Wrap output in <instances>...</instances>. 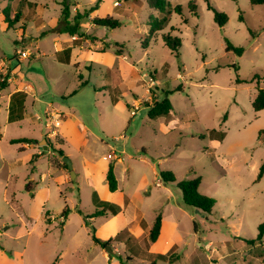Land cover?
Instances as JSON below:
<instances>
[{"label": "rangeland", "instance_id": "rangeland-1", "mask_svg": "<svg viewBox=\"0 0 264 264\" xmlns=\"http://www.w3.org/2000/svg\"><path fill=\"white\" fill-rule=\"evenodd\" d=\"M31 1L44 6L40 7L44 19L41 28L37 17L29 15V8L19 0H0V60L15 61L16 66V50L24 42V49H20L30 56L20 62V70L14 76L34 88L41 100L34 107L36 113L43 114L49 105L64 106L81 121V128H91L103 141L117 146L132 143L145 147L146 153L134 154L131 163L134 173L143 180L142 188L137 190L152 192V198L164 188L157 186L162 182L160 171H171L178 181L201 177L200 192L217 201L211 213H194L195 209L185 205L176 185H165L171 193L170 202H164L165 214L180 220L175 235L178 248L170 255L178 258L158 264H264V237L255 244L243 239H255L258 226L264 221V176L255 181L264 162V143L258 138V132L264 129V110L255 111L252 106L259 89H264V5H252L250 0H210L228 16V22L221 27L214 21V12L206 0H196V15L186 10L189 24H184L182 15L172 8L176 5L186 8L192 0H167L170 7L166 12L152 10L148 0H139L143 10L140 6L142 14L139 11L138 18L144 22L149 20L150 10L159 19L169 16L165 28L151 41L146 34H138L136 40L130 36L133 27H145L143 21L123 22L116 29L95 28L97 34L105 31L109 37L124 33L130 36L123 45L102 44L126 55V60L115 56V66H123L128 59L136 63V81L99 92L87 88L77 97L63 99L61 91L65 88L73 91L79 73L73 64L57 61L54 52L56 31L64 26L63 0ZM4 9L12 23L10 28L4 21ZM20 12L22 20L17 15ZM23 25L27 26L28 34L22 40ZM41 31L48 32L41 34ZM167 34L182 39L180 58L166 46L163 35ZM97 39L101 38L92 37L94 45ZM226 39L236 47H244V53L239 56L227 51ZM148 41L150 47L146 50ZM37 48L41 52L38 59ZM111 61L106 58L105 65L94 63L95 71L106 68ZM234 66H238L237 72ZM237 74L245 82L237 83ZM0 75L7 77L8 83L13 76L9 69H1ZM178 86L182 90L173 91ZM10 90L2 91V102ZM165 91H173L169 94L173 110L167 117L152 120L146 104L162 99ZM7 117L8 113L1 110L0 128L4 129ZM30 123L6 124L0 143V246L5 249V253L0 251V264H99L101 257L94 250L91 227L83 228L77 213L71 216L64 235L60 226L54 222L49 226L45 221L47 212L61 213L64 205L56 188L51 185L48 190L47 183L40 181L42 174L49 170L53 173L55 169L48 166L45 157L34 168L28 152L7 141L24 134L35 135L40 125ZM122 129L127 138L115 140ZM213 129L226 134L221 145L210 140L209 131ZM109 132L113 134L108 135ZM98 148L101 154L106 152L103 147ZM141 155L147 161H140ZM152 157L161 159L157 176L148 162L153 161ZM32 179L37 180L38 186L28 190L26 185ZM68 196L70 205L76 203L84 211L94 209L88 186H82L80 195L76 189L69 190ZM169 207L171 210H167ZM186 211L195 217V222L190 221ZM159 213L162 215L163 209ZM150 216L151 213L147 214ZM82 218L85 220V216ZM196 237L203 239L202 248L198 247ZM147 245V240L141 242L143 248ZM120 254L125 257L123 249Z\"/></svg>", "mask_w": 264, "mask_h": 264}, {"label": "crops", "instance_id": "crops-1", "mask_svg": "<svg viewBox=\"0 0 264 264\" xmlns=\"http://www.w3.org/2000/svg\"><path fill=\"white\" fill-rule=\"evenodd\" d=\"M19 1L21 2L22 0ZM24 1L25 2L23 3V5L29 8V15L34 14L37 17L36 20L40 21L38 25L39 28H41V26L44 24V19L42 8L40 7H42L43 5L31 0ZM63 1H67L66 3L70 6V20H72L77 13L83 14L85 11H87V13L81 21V29L79 34L71 35L68 32H61L60 30L64 26L59 31H56L57 36L54 43L56 46V49L54 51L56 54V60L66 65L73 64L75 66L76 72H79L77 75L76 88L73 89V91H67V88H65L60 93L61 98L65 99L66 97L74 95V97H77L82 91L86 90L87 88H94L96 92H99L97 90L104 89L106 91L113 85L126 86L129 82L134 83V81H136L138 73V66L136 65V63L131 59H128L127 63L123 66H115V56L122 55L120 53L117 54L118 52L116 53L117 50L115 48L113 50H110V47L107 48L108 50H110V53H108L106 51L107 49L103 47L104 45L102 43L108 42L110 46L113 47L114 45L112 42H121V45H123L124 43H127L126 40H129L130 36H134L135 40L136 38H138V34H146L148 36L149 21L151 18H153V16H156L154 15L155 13L150 10L148 15L149 20H146L145 22L142 19L138 18V14H142L143 10V5L138 4L139 0ZM147 2L149 5V0ZM140 6L142 7L141 11ZM150 9L153 10V8L151 7ZM74 10L76 11L75 13H73ZM96 17H114L121 22V25L123 24V22L136 23L138 21H143L144 24L146 23V25L145 27L140 29L133 27V31L130 36L124 33L120 37H109V35L106 34L105 31H103V33L101 34L96 33L95 28L97 26L93 24V19ZM157 17L159 16H156L155 18ZM4 18V21L6 22L5 15ZM7 28H9L8 24ZM22 30L23 40V37L27 36L28 34L27 26L23 25ZM47 32L48 31H41L40 33L47 34ZM96 35L101 39L103 38V40L97 39L98 43L97 45H94L92 37H95ZM150 41L149 43H146V47L144 46L146 50H148L150 47ZM135 42L138 43V41ZM23 44L24 42L18 44L17 50H23ZM20 47H22L23 49H20ZM111 51H113V54H111ZM40 54V48H37L36 59L40 58ZM15 55H17V53ZM122 57L125 60L127 59L126 55ZM106 58H111L112 61L110 62V65L103 69H100L99 67V72H96L94 69V63H96L97 65H105ZM16 61L18 62V64L14 66L15 61L9 60L8 62H5L2 59L0 60V70L9 69L10 74L13 75L11 78H9L7 87L11 88L10 92L7 95L3 96V102L0 99L2 103L0 105V117L1 110L4 109L6 113H8L6 124L32 122L30 124L40 125V128H38L35 135L24 134L11 137L7 141L10 143L11 140L20 138H29L34 140L33 142H22L15 144H19V149H22L23 152H28V158L30 160V163L33 164L34 168V164L45 157L46 161L48 162V166H51L55 169V172L53 173L49 170L48 173H44L40 176V181L47 183L46 187L48 190L51 188L50 186L53 185L59 192V194L63 197L64 205L62 206L61 213L56 212L55 215H52L50 212H47L45 221L48 223V225L52 226L54 222L56 226H60L61 234L64 235L69 227L71 216L74 215V213H77L81 219V226L83 228H88L85 220L82 218V215L78 212V210H82L84 214L86 213L87 215H91L97 208H103V202H108L115 206V208L118 209L121 215H119V213H113L109 209L106 211L105 215L89 218L92 226L95 229L96 237L105 241L115 237L121 229H125L129 233V235L133 237L134 241L129 246L125 245V243L123 242H114L111 246L113 247V253H109L105 248H102L93 241L94 250L98 252V256L101 257L99 264H123L116 255L118 254L124 257L120 254V249L124 250L125 257L130 256L132 258L133 263L140 262L141 264H150L151 259L158 254L170 256L172 253L176 252L178 243L175 240V235L178 228L180 227V220L174 217V215L172 214L167 216L165 214L164 208V202H170L171 194L169 188H167L165 185H170L171 183L159 181V185L157 186H163L164 188L163 190H161V192H159L157 196H155V198H152V192H147L146 190H137L138 187L142 186L143 180H141V176L134 173L131 161L134 159V154L140 155L141 152L146 153V148L134 145L132 143H122L121 145L117 146L115 144H110L103 141L98 135L93 132L91 128H81V121L77 119L73 112L70 111V108L67 109L64 106L53 107L52 105H49V107H47L45 110H53L55 112H59L63 115L64 119L58 135L59 140H61L62 143H59V140L57 139L58 137L54 140L48 139L46 136V128L41 122H38V116L42 114L36 113V109L34 108L36 102L40 103L41 100L38 99L37 95L35 94L34 88L30 84L23 83L21 78L14 76L15 73L20 70V62L23 60L19 59L18 56V59H16ZM82 83H86V85L82 86ZM6 89L2 90L3 93ZM19 92L24 94V112L22 118L17 121L10 122V101L12 96L15 93ZM139 100L140 99H136V102ZM35 117L37 119H35ZM33 122L35 124H33ZM1 124L2 122L0 119V125ZM6 124L4 125V129L0 128V143L1 140L5 137L4 131L6 129L5 127H7ZM123 130L124 129H122L119 136L115 137V140H125L127 138V135ZM112 134L113 133L111 132L108 133V135ZM225 137L222 142H220L209 136L214 145H221L225 140ZM71 142L72 146L70 147L69 145ZM42 143L47 144V149L44 148L45 144L44 146L41 145ZM99 146L103 147V151L106 152L101 154V152H99ZM57 149L63 150L66 156H69V158L71 159L73 164V171L75 172L74 179H72L71 177V170L69 168H65L62 165L63 157L59 156L56 151ZM113 153H116L117 157L108 159V156ZM139 157L141 158L140 161H147V159H144L142 155ZM31 158H33V161L31 160ZM51 158H55L58 161L56 160L55 162H53ZM152 158L153 161L148 162L152 165L153 171L157 176V167L159 166V161L161 159L158 157ZM111 164H113L114 173L118 183L117 190L115 191H111L109 189V185L107 182V173ZM29 183H32L33 187L38 186V182L36 179H32ZM82 186H88V189H90L91 200L94 209H88L84 211L76 203H73V205L69 204V190L73 192L74 189H76L78 194L80 195ZM65 209L68 210L66 216L63 215V211ZM160 209H163L161 231L157 241L152 243L149 241V232L153 227ZM167 210H171V208L169 207L167 208ZM186 212L189 215L190 221L195 222V217L190 215L188 211ZM150 213L151 216L148 218L147 214ZM194 213H202V211H195ZM194 231L196 234H198V230ZM195 239L197 240L198 247L202 248L203 239H201V237H196ZM144 240H147L148 242V246L146 248H143L141 246V242ZM141 249H145V253H142ZM0 251L1 253H5V249L1 248V246ZM177 258L178 256L175 257V260ZM161 261L164 260H158L157 264Z\"/></svg>", "mask_w": 264, "mask_h": 264}, {"label": "trees", "instance_id": "trees-1", "mask_svg": "<svg viewBox=\"0 0 264 264\" xmlns=\"http://www.w3.org/2000/svg\"><path fill=\"white\" fill-rule=\"evenodd\" d=\"M25 1L22 0L20 3L23 4ZM208 3V7L210 10L214 12V21L221 27H223L227 22H228V16L226 13L219 11L216 9L210 0H206ZM252 5H264V0H250ZM61 5L63 6L62 8V17L64 21V27L60 30L61 32H68L71 35L74 34H79L80 32V24L82 19L86 16L87 11H85L83 14L77 13L75 17L70 20V11L69 8L70 6L66 2H62ZM149 5L151 8L160 11V12H166L167 9H169V3L167 0H149ZM176 13L182 15L183 23L184 24H189L190 19L188 15L186 14V10L190 14L196 15L197 14V1L192 0L189 2L188 6L185 8L182 5H176L175 7L172 8ZM169 11V10H168ZM5 17H6V22L8 23V27H12V23L9 20L8 13L6 12V9L3 11ZM171 13V10L169 11ZM18 17L21 16V12L17 14ZM15 21H19V19H16ZM169 21V16H164L161 19L159 18H151L149 21V32H148V37L150 40L155 36V34H158L159 31L163 30L165 26L167 25ZM93 24L97 27H103V28H108V29H116L119 28L121 25V22L114 18V17H96L93 19ZM164 42L166 46L175 54L177 58L181 57V52L180 48L182 47V39L179 36H172L171 34L163 35ZM149 42V41H148ZM147 42V43H148ZM226 50L227 51H234L237 55L241 56L245 48L244 47H236L234 46L228 39H226ZM146 44V42H145ZM117 53V51H116ZM119 54V53H117ZM235 71H238V66H234ZM1 77V75H0ZM7 80V77H6ZM0 82V90H4L8 87V82L7 81ZM237 83H243L245 82L244 80H241L239 75L237 74ZM82 86L86 85V83H82ZM182 86H178L175 88L173 91H178L182 90ZM173 91H165V95L162 99H157L153 101L150 104H146L148 107V117L150 119H157L160 117H167L171 114L173 110V105L172 102L169 98V94L172 93ZM23 93H15L10 101L9 105V121L14 122L22 118L23 112H24V99H23ZM252 106L255 111H262L264 110V89H259L257 95L255 96ZM209 136L215 140H218L222 142V140L225 137V133L223 131H218V130H210L209 131ZM258 138L259 140L264 143V129L260 130L258 132ZM34 140L29 139V138H20V139H13L11 140V144L15 143H22V142H33ZM48 141V140H47ZM49 143V142H48ZM59 143H62L61 140H59ZM57 153L59 154L60 157H65L66 154L63 150L57 149ZM62 165L65 168H68L67 164L65 162L62 163ZM264 176V162L261 165L259 169V173L256 178V182L260 181ZM160 177L163 182L165 183H171L175 184L180 191L182 192V198L185 203V205L193 208V209H200L204 213H211L213 208L216 205V199L214 197H211L209 195H205L200 192V185L202 182L201 177H195V178H188L184 179L181 181H178L175 175L171 171H160ZM107 182L109 185V189L111 191L117 190V179L114 173V167L113 164L109 166L108 173H107ZM28 190H31L32 188V183H28L26 185ZM101 209L97 208L91 215H85L82 210H78V212L85 216V222L87 226L90 225L91 231H92V239L95 243H97L99 246L102 248H106L107 246H112L114 242H123L125 245L129 246L133 241V237L129 235V233L125 229H121L119 233L108 240H101L96 237L95 235V229L90 223L89 218H94L97 216H102L106 214L107 210H111L113 213H121L118 211L115 206L108 202H103L102 203ZM68 213V210L65 209L63 211V215L66 216ZM161 226H162V215L159 213L155 219V222L153 224V227L151 228L149 232V241L150 242H156L160 231H161ZM196 230V226H194ZM264 237V221L259 224L258 226V235L255 239H247L243 238L246 243L248 244H255L258 241H261ZM148 246V245H147ZM142 253H145V249H141ZM119 260L123 264H134L133 260L130 256L122 257L118 254H116ZM158 260H164V261H171L173 262L175 260L174 256H168V255H161L158 254L155 257H153L150 261V264H157Z\"/></svg>", "mask_w": 264, "mask_h": 264}, {"label": "built area", "instance_id": "built-area-1", "mask_svg": "<svg viewBox=\"0 0 264 264\" xmlns=\"http://www.w3.org/2000/svg\"><path fill=\"white\" fill-rule=\"evenodd\" d=\"M16 53L19 56V59H22V60L28 59V56H30L29 52L25 50H17ZM5 80H6V77L1 75L0 82H3ZM1 92L2 91L0 90V94ZM38 119L47 130V133H46L47 138L50 140L56 139L59 135V130L64 121L63 115L53 110H47L44 112V114L38 116ZM123 137H124V134H123ZM115 157H117V155L116 153H113L108 156V159L115 158Z\"/></svg>", "mask_w": 264, "mask_h": 264}, {"label": "water", "instance_id": "water-1", "mask_svg": "<svg viewBox=\"0 0 264 264\" xmlns=\"http://www.w3.org/2000/svg\"><path fill=\"white\" fill-rule=\"evenodd\" d=\"M44 148L47 149V144H45ZM62 159H63V162H65L67 164L68 168L71 170V177H72V179H74L75 178V172L73 171V164H72L71 159L68 156L63 157ZM195 211L196 212H200V209H195ZM105 249L109 253H113L114 252L113 248L111 246H107Z\"/></svg>", "mask_w": 264, "mask_h": 264}]
</instances>
